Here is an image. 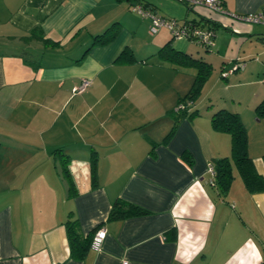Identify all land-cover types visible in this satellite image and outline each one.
<instances>
[{"label": "crops", "instance_id": "crops-1", "mask_svg": "<svg viewBox=\"0 0 264 264\" xmlns=\"http://www.w3.org/2000/svg\"><path fill=\"white\" fill-rule=\"evenodd\" d=\"M143 1L159 14L156 0ZM133 3L0 0V264L264 262V189L250 192L232 164L223 195L207 170L230 155L229 133L210 122L226 108L239 114L264 178V114L256 110L264 101V24L186 5L184 18L214 29L213 45L202 50L186 38L171 45L211 71L192 104L198 113L183 116L162 142L195 68L158 54L170 35L163 27L151 34ZM223 7L254 13L264 0H223ZM110 27L107 42L92 44ZM124 49L130 61L117 60ZM235 62L243 69L223 76ZM84 78L90 85L74 92ZM116 198L148 213L109 218ZM75 219L82 237L106 229L101 247L82 258L67 235Z\"/></svg>", "mask_w": 264, "mask_h": 264}, {"label": "trees", "instance_id": "trees-1", "mask_svg": "<svg viewBox=\"0 0 264 264\" xmlns=\"http://www.w3.org/2000/svg\"><path fill=\"white\" fill-rule=\"evenodd\" d=\"M131 1L140 3L143 7H149V3L144 2L143 0ZM173 20L178 21V19ZM181 21H191L198 26H203L202 20L196 21L184 18ZM211 29L214 31L213 28ZM112 35L113 30L111 29V27L107 28L104 32L97 34L93 37L92 44L105 43L112 37ZM170 35V39L158 49V54L173 65L185 67L193 66L195 68V75L194 80L188 91L185 93L184 96L178 99L176 105L170 111L174 118V122L169 132L164 136L162 142L167 141L173 135L179 120L183 116L191 117L198 113L196 109H192V104L200 93L202 83L211 71V65L202 58L194 57L188 52H185L180 49H175L171 45V40L174 38L171 31ZM186 39H189L191 41L196 42V44L201 45L196 40L194 35H190ZM204 48L210 49L209 46H204ZM132 58L133 54L130 53L129 50L124 49L118 55L117 60L121 62H127L130 61ZM180 104L182 105V107L177 108L176 106ZM256 110H258L259 113L264 114V101L259 103V105L256 107ZM210 122L212 128L219 131L227 132L230 135V155L214 158V160L211 162L214 168L212 184L218 188L220 194H226L230 187L231 181L233 179L232 164L237 167L238 173L243 179L246 188L250 192H255L264 189V178H262V176L255 171L252 160L248 155V140L246 129L244 127V124L242 123V120L240 119L239 114L237 112L230 111L226 108H219L211 114ZM63 171H65L66 175L68 176V190L69 194H72L74 185L65 165L63 167ZM146 213H148L146 209L134 203L116 198L112 203L108 217L125 218L131 215H143ZM76 223V219L67 221V235L72 255L76 258H82L85 255L87 249L90 247V242L96 228L92 229V231L87 236L82 237L79 233L78 226ZM259 264H264V262H260Z\"/></svg>", "mask_w": 264, "mask_h": 264}, {"label": "built area", "instance_id": "built-area-1", "mask_svg": "<svg viewBox=\"0 0 264 264\" xmlns=\"http://www.w3.org/2000/svg\"><path fill=\"white\" fill-rule=\"evenodd\" d=\"M188 4L190 7L194 6H205L212 11L220 13H228L233 19L248 22V23H262L264 24V7L261 10L254 13L247 14H237L228 12L223 7V0H180ZM131 10L140 13L142 16L149 18L150 27L149 31L151 34H155L161 27H167L176 39L187 38L190 35H194L196 40L204 46L211 47L213 45L214 31L205 26H198L191 21L179 22L173 19L165 18L157 14L154 10L148 7H143L140 3H133L130 6ZM244 63H233L228 69L222 70V75L226 76L228 73L237 71L238 69H243ZM90 85V80L87 78L82 79V81L74 87V92H82ZM177 108L182 107V105H177ZM210 177L208 182L212 183V178L214 174V168L211 163H209L207 168ZM106 236V229L104 227H98L91 239L90 248L98 250ZM126 264V262H124Z\"/></svg>", "mask_w": 264, "mask_h": 264}, {"label": "rangeland", "instance_id": "rangeland-1", "mask_svg": "<svg viewBox=\"0 0 264 264\" xmlns=\"http://www.w3.org/2000/svg\"><path fill=\"white\" fill-rule=\"evenodd\" d=\"M153 1H155V0H153ZM155 3L157 4L159 15H163L165 18L171 19V18L175 17L178 19L179 22H181V20L185 17V15L186 14L188 15V13L186 12V4L183 1H180V0H156ZM131 12H134V14H138V16H140V17L142 16L140 13H137L135 11L131 10ZM191 14H189V15H191ZM141 18H143V16ZM163 28H164V30L166 29L170 35L169 29H167V27H163ZM172 41H175V38H173ZM23 44L27 45L26 42H24ZM40 45L41 44H38L37 46L41 47ZM199 46L202 50L204 49L203 45H199ZM23 47L25 48V46H23ZM3 49H4V47H3Z\"/></svg>", "mask_w": 264, "mask_h": 264}]
</instances>
